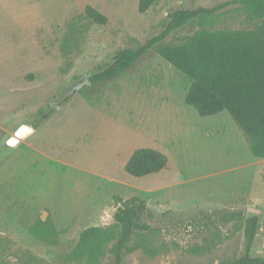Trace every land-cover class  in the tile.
<instances>
[{"label":"rangeland","instance_id":"obj_1","mask_svg":"<svg viewBox=\"0 0 264 264\" xmlns=\"http://www.w3.org/2000/svg\"><path fill=\"white\" fill-rule=\"evenodd\" d=\"M232 0H0V264H112L110 247L97 263L71 260L81 232L111 227L119 200L142 198L143 239L155 250L125 251L122 264H219L244 252L243 218L258 216L251 254L264 257V158L226 111L201 116L184 101L188 77L149 50L114 78L80 82L124 48L158 33L177 8L214 7L165 42L199 29H251ZM86 5L106 15L84 16ZM26 124L34 128L11 146ZM138 147L167 156L162 170H124ZM59 231L54 242L29 232L36 218Z\"/></svg>","mask_w":264,"mask_h":264},{"label":"trees","instance_id":"obj_2","mask_svg":"<svg viewBox=\"0 0 264 264\" xmlns=\"http://www.w3.org/2000/svg\"><path fill=\"white\" fill-rule=\"evenodd\" d=\"M155 0H138L137 9L145 12ZM245 10L248 19H262L251 29H199L184 42L172 44L165 39L193 20L212 16L230 2L214 7L177 8L166 15L161 30L136 48L118 51L114 59L103 69L87 77L90 83L114 78L129 68L147 51H155L160 57L185 74L190 83L184 95L186 104L199 115H213L226 111L242 131L254 157L264 158V0H232ZM84 16L97 24L107 21L105 14L91 5H86ZM167 156L151 147L136 148L124 165V170L133 176L156 173L167 165ZM111 227L91 226L84 229L69 255L71 260L97 263L112 242V264H122L125 251L142 249L150 254L155 250L140 239L128 245L137 231H148V223L140 222L139 216L146 210L145 201L132 196L119 200ZM225 220L243 218L244 252L236 260L219 264H264V257L251 254L257 229L256 214L243 217L240 212H228ZM34 237L54 242L59 231L46 218H36L29 227ZM33 264H45L37 261Z\"/></svg>","mask_w":264,"mask_h":264},{"label":"water","instance_id":"obj_3","mask_svg":"<svg viewBox=\"0 0 264 264\" xmlns=\"http://www.w3.org/2000/svg\"><path fill=\"white\" fill-rule=\"evenodd\" d=\"M88 83V79L87 77H84L83 80L80 82V84L83 83ZM34 130V128L30 125H26V124H21L14 132L15 136H11L8 139V144L13 146L15 145L19 140V138H24L25 136H27L30 132H32Z\"/></svg>","mask_w":264,"mask_h":264},{"label":"crops","instance_id":"obj_4","mask_svg":"<svg viewBox=\"0 0 264 264\" xmlns=\"http://www.w3.org/2000/svg\"><path fill=\"white\" fill-rule=\"evenodd\" d=\"M254 157V156H253ZM254 158H258V157H254Z\"/></svg>","mask_w":264,"mask_h":264}]
</instances>
